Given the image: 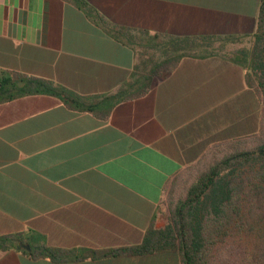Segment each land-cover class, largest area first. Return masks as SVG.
<instances>
[{
  "label": "crops",
  "instance_id": "0c3cea01",
  "mask_svg": "<svg viewBox=\"0 0 264 264\" xmlns=\"http://www.w3.org/2000/svg\"><path fill=\"white\" fill-rule=\"evenodd\" d=\"M108 22L150 34L252 40L260 0H84ZM141 50L72 0H0V76L49 79L83 96L140 77ZM149 68V67H148ZM261 100L221 55L184 56L105 119L57 96L0 91V236L64 248L142 241L167 222L173 178L211 148L257 133ZM0 264H180L176 250L55 262L0 249Z\"/></svg>",
  "mask_w": 264,
  "mask_h": 264
},
{
  "label": "trees",
  "instance_id": "16d2710c",
  "mask_svg": "<svg viewBox=\"0 0 264 264\" xmlns=\"http://www.w3.org/2000/svg\"><path fill=\"white\" fill-rule=\"evenodd\" d=\"M72 1L113 38L141 50L144 73L113 93L83 96L46 78L4 71L0 76L4 98L50 94L72 108L90 110L105 119L116 103L144 94L154 76L172 71L182 57L221 55L245 69L247 84L258 93L259 129L252 136L215 145L177 174L165 200L166 224L162 228L149 226L138 244L64 248L41 239L31 242L18 233L0 236V249L15 248L32 258L46 257L55 262L170 249L178 251L180 264H264V0H260L251 47L229 52L225 47L241 42L240 38L150 34L112 24L84 0Z\"/></svg>",
  "mask_w": 264,
  "mask_h": 264
},
{
  "label": "rangeland",
  "instance_id": "374dc122",
  "mask_svg": "<svg viewBox=\"0 0 264 264\" xmlns=\"http://www.w3.org/2000/svg\"><path fill=\"white\" fill-rule=\"evenodd\" d=\"M240 47L250 48L251 47L250 40H243V39H241V42H239V43L227 45L225 47V50L229 52V51L235 50V49L240 48ZM183 172H184V170H182L180 172V174H182ZM171 184H172V182H170L169 185L167 186L165 200H166V198H167V196H168V194L170 192V188L172 186Z\"/></svg>",
  "mask_w": 264,
  "mask_h": 264
}]
</instances>
